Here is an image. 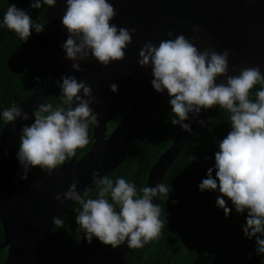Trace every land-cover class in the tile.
Segmentation results:
<instances>
[{
	"label": "clouds",
	"instance_id": "obj_1",
	"mask_svg": "<svg viewBox=\"0 0 264 264\" xmlns=\"http://www.w3.org/2000/svg\"><path fill=\"white\" fill-rule=\"evenodd\" d=\"M56 3L57 0H32L31 7L40 9ZM66 3L62 25L68 38L61 46L66 59L94 58L106 67L125 59V49L132 43L135 29L130 32L111 23L117 12L109 0H66ZM0 26L14 32L23 42L30 38L33 29L38 34L45 30L43 24L35 22L15 4L7 8ZM193 31L199 32V29ZM167 35L171 37L173 33L169 31ZM230 55L227 50L201 52L192 40L181 34L175 39L160 41L159 46L151 41L145 43L138 63L142 68L151 67L154 77L151 83L157 92L167 91L173 125L191 131V126L184 123L189 113L199 114L202 109L217 106L230 114L231 130L218 141L219 151L215 153V178L213 168H209L199 189L221 193L216 203L226 218L232 210L224 197L232 202L236 212L247 211L244 235L248 239L255 237L256 253L264 255V89L256 93L255 101L250 99L254 86L264 83V76L258 66L240 69L236 76L228 75ZM71 68L83 71L78 62L72 63ZM221 76L227 77L226 83H217ZM61 81L58 82L60 100L66 107L42 104L34 113V122L25 125L19 136L17 159L24 170L21 180H27L33 168L51 175L68 158L75 157L78 149L89 144V125L98 126V114L90 107L97 102L92 88L86 82H78L75 76L65 75ZM110 88L114 93L118 91L116 84H110ZM81 92L88 99L82 98ZM2 116L6 124L14 123L17 118L29 119L15 104L6 108ZM199 123L203 125L204 121ZM189 159L195 158L190 156ZM93 183L99 186L98 198L85 200L77 191L79 180L64 194L66 200L81 205L75 219L89 243L95 237L112 249L125 243L129 248H142L159 237L164 226L160 219L161 208L152 201L161 195L169 197L171 188L162 182L155 187H142L138 192L136 185L124 178L117 177L113 181L107 176L100 178L97 172L93 173ZM55 200L65 203L60 195ZM53 220L56 228L62 225L61 218Z\"/></svg>",
	"mask_w": 264,
	"mask_h": 264
},
{
	"label": "water",
	"instance_id": "obj_2",
	"mask_svg": "<svg viewBox=\"0 0 264 264\" xmlns=\"http://www.w3.org/2000/svg\"><path fill=\"white\" fill-rule=\"evenodd\" d=\"M117 15L111 21L118 28L132 33V43L125 49V59L112 62L107 67L94 58L84 61L66 59L62 45L68 32L62 25L67 9L66 0H57L55 6L44 5L49 31L50 50L35 88L16 105L29 116L27 121L17 118L14 123L4 122L0 133V224L3 241L0 249L7 247L2 264H46L52 247L53 218H60L76 202L66 200L64 194L75 180L82 196L94 187L93 173L100 178L119 166L126 148L139 133L148 118L169 96L167 91L157 92L151 81V67L139 65V52L151 41L175 39L183 34L201 51H229L228 75H239L243 68H264V0H109ZM198 28L199 32L193 29ZM173 35L169 37L167 33ZM193 37L196 39L193 40ZM80 63L82 72L71 68ZM233 67L236 71H233ZM75 76L93 90L95 103L90 107L98 114V126L89 125V144L78 149L75 157L68 158L51 175L33 168L27 180H21L24 170L17 159L19 136L25 125L34 122V113L42 104L53 108L66 107L60 100L58 82L63 76ZM227 77L217 78L226 83ZM110 84L118 85L112 92ZM81 97L83 92L80 93ZM76 107V103L72 105ZM189 113L184 123L192 128L202 113ZM15 129V130H13ZM191 131L178 127L169 147L151 165L145 186L161 183L165 171L184 147ZM30 185H32L30 187ZM60 195L61 204L55 200ZM158 197L153 198L156 205ZM127 243L114 249L109 264H131L126 261Z\"/></svg>",
	"mask_w": 264,
	"mask_h": 264
},
{
	"label": "trees",
	"instance_id": "obj_3",
	"mask_svg": "<svg viewBox=\"0 0 264 264\" xmlns=\"http://www.w3.org/2000/svg\"><path fill=\"white\" fill-rule=\"evenodd\" d=\"M15 4L29 13L35 22L45 26L42 33L32 30L30 38L23 42L14 32L0 26V133L4 124L2 116L6 108L25 99L38 83L50 50V31L45 19L44 6L31 7L32 0H0V25L7 8ZM264 76V68L261 72ZM264 89L257 83L250 99ZM168 96L148 118L139 133L126 148L123 162L105 176L115 181L117 177L145 187L151 165L169 147L178 125H173ZM230 114L218 106L203 109L192 131L161 180L171 188L169 197L161 195L156 205L161 208L163 228L158 238L142 248H129L126 261L131 264H264V255L256 253V238L244 235L247 211L238 213L232 202L224 197L232 210L226 218L216 203L218 190L201 192L199 184L213 168L215 178V153L218 141L231 130ZM204 121L201 125L199 121ZM192 156L195 159L190 160ZM217 183H219L217 181ZM99 186L95 185L84 199L98 198ZM111 203L110 196L108 197ZM81 205L75 203L61 216L62 225H54L52 247L46 264H109L114 249L93 237L89 243L76 223ZM117 210H119L117 208ZM259 235V234H258ZM0 224V243L3 241ZM7 254V247L0 249V264Z\"/></svg>",
	"mask_w": 264,
	"mask_h": 264
}]
</instances>
